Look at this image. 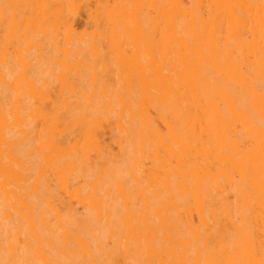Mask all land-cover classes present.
<instances>
[{
    "label": "rangeland",
    "instance_id": "374dc122",
    "mask_svg": "<svg viewBox=\"0 0 264 264\" xmlns=\"http://www.w3.org/2000/svg\"><path fill=\"white\" fill-rule=\"evenodd\" d=\"M155 1L138 0L130 4L129 29L122 31L115 11L118 0H64L61 17L47 15L42 7H38L33 22L27 21L30 16L28 0H0V94L6 108L13 113L19 112L24 119L10 134L17 143L23 144L22 159L31 161L34 170L23 174L29 186H34L30 190L18 189L20 179H8L0 171V264H139L134 261L138 256L135 223L140 217L154 218L153 208L170 192L174 195V205L169 204L166 211L170 221L181 223L180 218L185 219L184 210L188 207L194 223L198 224L197 204L184 193L185 180L178 176L163 183L161 169L156 174L143 175L140 172L141 164L152 167L154 154L147 147L141 148L136 125L130 126L131 114L124 105L130 90L143 87L138 62L147 65L143 72L147 75L158 69L167 72L169 68L172 51L168 17L162 16L161 12L166 11L159 7L167 2L161 0L155 4ZM184 1L192 9L196 8L193 0ZM252 1L238 0L233 7L237 21L222 22L225 39L212 38L225 51V66L221 70L214 65L208 67L212 77L229 81L234 59L241 62L240 74L247 72L245 61L253 60L254 48L262 43V30L257 29L256 22L264 18V0ZM89 8L95 10L99 20L97 28L94 24L96 17L88 12ZM201 12L206 17L208 8L202 7ZM133 20L138 25L134 26ZM234 26L237 27L235 34L229 35L227 27ZM101 34H107L106 38ZM63 64L72 65V70L62 69ZM258 76V80H262L264 75ZM31 82H36L35 88ZM260 84L263 85L264 81ZM237 90L236 101L243 105L254 125H246L239 116L231 113L228 109L231 105H227L224 107L226 120L219 132L205 137L212 149L213 175L218 165L217 145L224 144L228 154L221 173L209 179L202 201L207 218L205 236L210 243H213L218 221L225 241H229V234H238L242 219L246 222L248 218V215L243 218L237 212L239 208L245 211L248 201L238 193L241 177L231 156L234 139L240 137L242 148L246 145L256 151L264 150V100L254 97L241 82ZM48 95L63 116L67 113L61 104L64 99L75 101L76 98L86 100L92 97L95 103L100 102L101 107L94 124L79 123L76 126L75 139L81 140L90 127L97 128L104 155L90 150L77 167L67 170L65 183L51 166L43 164L37 150L43 136L40 129L50 127L53 117L54 105L41 99ZM106 107L110 108L107 110ZM43 113H47V117ZM151 114L159 126L160 137L168 141L169 129L163 121L173 122L171 113L166 112L163 117L152 110ZM138 121L139 117H136L133 123L138 124ZM166 154V150H160L161 159L167 158ZM229 177H233L232 182ZM47 183L46 188L44 184ZM75 189L79 191L77 197L72 194ZM101 197L106 205L100 209L89 207L90 200L98 202ZM83 199H87V204L81 202ZM60 201L73 209H65ZM229 210H232V219L225 215Z\"/></svg>",
    "mask_w": 264,
    "mask_h": 264
},
{
    "label": "bare ground",
    "instance_id": "6f19581e",
    "mask_svg": "<svg viewBox=\"0 0 264 264\" xmlns=\"http://www.w3.org/2000/svg\"><path fill=\"white\" fill-rule=\"evenodd\" d=\"M63 1L28 0L31 17L28 16L27 21L33 22L35 20L34 15L37 14L38 7H42L47 15L50 13L57 17L60 16ZM137 1L118 0L116 3L115 11L122 31L129 29L128 7ZM156 2L161 3V0H156L155 4H157ZM166 2L165 4L164 2L159 4V7L166 11V13L161 12V14L163 17H168L167 25L170 31L169 45L172 56L170 57L168 71L164 72L158 69L152 75H147L143 73L147 65L138 62V66L142 70L140 83L143 87L137 91L130 90L127 98H125L124 105L131 114L130 126L136 125L135 131L138 134L141 148L147 147L148 151L154 154L152 167L147 168L141 164L140 172L143 175L156 174L161 169L164 177L160 180L163 183H167L178 176L185 180L184 193L191 196L197 204L198 224L194 223L192 211L188 207L184 210L185 219L182 220L179 217L181 223L170 221L171 218L167 217L166 211L170 208L169 204L170 206L174 205L172 202L174 195L171 192L168 193V197L158 201L156 207L153 208L154 218L140 217L135 223L138 237L136 240L138 256L134 258V261L139 264H264V150L256 151L254 148L245 147L246 145L242 148L239 141L240 137H236L231 145L232 160L237 166L241 177L240 184L237 185L238 193L242 194L248 201L245 211L240 208L237 210L243 218L248 215L246 222L242 219L238 234L233 235L230 233L229 241H225L221 231V223L218 221L216 232L213 234V243H210L208 237L205 236L207 218L202 207L209 179L221 173L222 164L228 159L226 146L222 143L218 144V154H216L217 172L213 175V158L210 156L212 149L209 148L205 137L214 132H219L226 120L224 107L227 105H231L230 108L227 106L228 109L234 116H239L246 125H254L247 113L244 112L243 105L236 101V97L239 95L238 83L241 82L243 88L254 97L264 100V84H260L261 81H264V76L262 80H258L259 74L264 75V18L262 17L260 22L255 21L260 26V28L257 26V29L262 30L260 36L262 43L258 48H254L253 60L249 63L245 61L244 67L246 66L247 70L244 67L242 68L247 72H242L241 75V62L234 59L231 66L232 78L226 81L225 79L212 77L207 69L209 66L214 65L217 70H221L225 66V51L221 49L220 43L215 44L212 38L215 36L221 37V40L225 39L222 34L223 29H225L222 22L237 21V15L233 7L238 3V0H193L196 7L194 9L189 7L184 0H166ZM251 2L253 1L251 0ZM202 7L208 8L206 17L201 12ZM153 9L155 8L153 7ZM88 10L90 14L92 12L93 17H96L94 9V12L91 8ZM203 12L205 13V11ZM151 14L153 15V13ZM94 21L95 27H99L97 17L94 18ZM132 23L134 26L138 25L136 20H133ZM236 29L237 27L234 26L232 28L227 27L226 30L229 35H232ZM106 36L107 34H101L103 38H106ZM157 36H159V33ZM72 68V65H62V69L72 70ZM231 84L233 87H230ZM30 85L35 88L36 82H31ZM12 89L11 93L14 91ZM46 93L48 94V92ZM41 99L42 101H51L54 108L53 117L50 119L51 126L40 129L43 136L39 139L37 150L41 155L43 164L51 166L53 171L65 183L67 182L65 178L67 170L77 167L80 159L87 158L90 150L98 151L101 155H104L102 154L103 146L97 128L92 126L86 131L81 140L75 139V128L79 123L90 125L96 122L100 115L98 110L101 108L100 102L95 103V98L92 97L86 100L74 98L75 101L64 99L61 104L67 109V113L63 116L61 114L63 112L60 113L50 95ZM152 110H155L158 114L160 113L163 117H165L166 112L171 113L173 122H167L165 119L163 121L169 129L168 141L160 137V129L151 114ZM43 114L44 117L48 115L47 113ZM136 117H139L138 124L133 123ZM23 122L24 119L19 112L13 113L6 108L0 94V171L8 179L19 178L18 189L30 190L34 186H29L23 174L30 173L33 170L32 162L22 159L23 150L21 146L23 144L17 143L14 136L10 134L16 125ZM22 131L25 130L22 129ZM235 134L237 135V133ZM36 139L37 137H35V141ZM161 149L167 151V158L161 159ZM148 151L146 150V152ZM33 152L36 153L34 150ZM106 159L109 158L106 157ZM229 180V182H232L233 177H229ZM44 185L47 188L48 183ZM64 193L66 194V192ZM72 194L77 197L79 191L75 189ZM81 202L87 204V199H83ZM89 204L90 208L98 207L100 209L106 205V202L101 197L98 202L94 199L90 200ZM60 205L65 209H73L64 201H60ZM231 213L232 210L225 211L228 219H232ZM177 214L179 215V212Z\"/></svg>",
    "mask_w": 264,
    "mask_h": 264
}]
</instances>
